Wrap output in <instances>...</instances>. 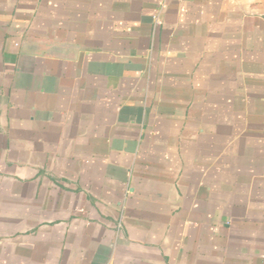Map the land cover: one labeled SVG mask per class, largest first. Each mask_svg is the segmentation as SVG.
Segmentation results:
<instances>
[{"label": "crops", "instance_id": "obj_1", "mask_svg": "<svg viewBox=\"0 0 264 264\" xmlns=\"http://www.w3.org/2000/svg\"><path fill=\"white\" fill-rule=\"evenodd\" d=\"M0 264H264V0H0Z\"/></svg>", "mask_w": 264, "mask_h": 264}, {"label": "built area", "instance_id": "obj_2", "mask_svg": "<svg viewBox=\"0 0 264 264\" xmlns=\"http://www.w3.org/2000/svg\"><path fill=\"white\" fill-rule=\"evenodd\" d=\"M164 6V3L162 4V7ZM159 23V18L158 17H156V24H158Z\"/></svg>", "mask_w": 264, "mask_h": 264}]
</instances>
